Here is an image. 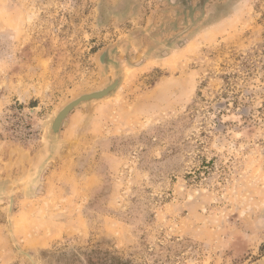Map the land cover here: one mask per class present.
I'll list each match as a JSON object with an SVG mask.
<instances>
[{
	"label": "rangeland",
	"instance_id": "374dc122",
	"mask_svg": "<svg viewBox=\"0 0 264 264\" xmlns=\"http://www.w3.org/2000/svg\"><path fill=\"white\" fill-rule=\"evenodd\" d=\"M0 264H264V0H0Z\"/></svg>",
	"mask_w": 264,
	"mask_h": 264
},
{
	"label": "water",
	"instance_id": "95a60500",
	"mask_svg": "<svg viewBox=\"0 0 264 264\" xmlns=\"http://www.w3.org/2000/svg\"><path fill=\"white\" fill-rule=\"evenodd\" d=\"M115 87H116V84H112V85L104 88L103 90L81 95L78 98H76L75 100L66 104L61 110H59L56 117L54 118V120L51 123V127L49 130L50 139L54 140L58 136L60 125L63 122V120L65 119V117L68 115L70 110H72L73 108H75L76 106H78L81 103H87L90 101H99V100L104 99L115 89Z\"/></svg>",
	"mask_w": 264,
	"mask_h": 264
}]
</instances>
